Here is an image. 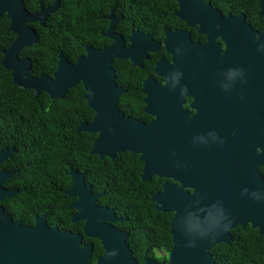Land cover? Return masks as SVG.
<instances>
[{
  "label": "water",
  "instance_id": "1",
  "mask_svg": "<svg viewBox=\"0 0 264 264\" xmlns=\"http://www.w3.org/2000/svg\"><path fill=\"white\" fill-rule=\"evenodd\" d=\"M171 1L180 10L200 9L207 14L206 9L211 8L199 0ZM59 3L54 0L52 6L30 14L23 0H0V17L6 16L15 35L8 49L2 51L1 65L10 72L17 88L33 91L35 96L45 93L52 100L62 99L69 89L81 84L93 118L90 124L83 123L76 130L96 135L89 154L109 159L124 152L135 154L142 164V182L153 177L170 181L150 198L153 210L173 214L169 264H215L210 249L220 243L228 244L230 231L237 226H250L264 235V180L256 166L264 167V30L252 31L241 23L242 17H228L218 25L207 20L206 32L219 35L224 48L220 49L209 37L210 41L195 56V80L204 83L206 104L213 103L219 109L221 101L222 105L243 108L244 112H251L247 124L222 126L215 124L214 119L203 126H173L168 109L170 97L183 95L172 90L167 65H163L162 73L155 70L162 76L163 84L151 79L143 82L146 112L155 118L144 124L125 117L117 108L124 91L115 82L111 63L129 61L131 66L141 67L154 42L150 36L133 31L129 47L122 49L121 38L113 34L118 20L114 9L107 17L108 29L102 34L112 43L102 50L86 47L85 55L75 64L59 54L52 77L32 76L30 60L18 58L24 47L38 40L29 24L45 27L46 19ZM258 9L264 19V0H258ZM165 37L167 51L169 33ZM254 111L259 118L255 122ZM13 153V148L1 150L0 165ZM13 174L0 171V202L20 193L3 188ZM69 177L71 186L64 197L78 199L74 207L79 209L76 215L85 220V233L95 237L97 234L106 243L110 229L102 221H117L113 210L95 206L102 194L93 195L82 174L70 169ZM43 219L36 218L32 228L22 227L0 206V264L79 263V254L73 249H61L57 230L46 228Z\"/></svg>",
  "mask_w": 264,
  "mask_h": 264
},
{
  "label": "trees",
  "instance_id": "2",
  "mask_svg": "<svg viewBox=\"0 0 264 264\" xmlns=\"http://www.w3.org/2000/svg\"><path fill=\"white\" fill-rule=\"evenodd\" d=\"M219 7L256 13L258 0H208ZM54 0H23L30 14L53 5ZM171 0H60L59 7L45 22L29 24L38 40L24 47L18 58L31 62V75L52 77L58 55L70 64L85 55V48L102 50L109 41L102 37L108 27L106 17L111 9L121 15L116 32L127 39L131 31H139L161 40L164 30L172 26ZM264 25V20H263ZM15 40L10 22L0 17V151L14 153L0 165V171L14 173L3 185L20 193L0 202L8 215H17L22 225H32L35 216L57 217L66 224L68 200L63 192L70 188L69 170L84 176L94 193L105 190L99 202L125 218L130 243L140 251L159 248L168 253L172 247L169 226L172 213L153 210L150 198L161 191L167 180L153 177L142 182V164L138 156L128 152L114 159L90 155L95 134L77 132L83 123L90 124L93 112L84 100L81 84L68 90L62 99L52 100L47 94L35 96L33 91L17 88L9 71L1 65L2 51ZM131 66L128 62H112L115 82L126 91L119 99L124 115L139 120L142 113V81L150 69ZM264 174V171H263ZM15 208L18 214H15ZM228 244L210 249L215 264H264V235L250 226H237L230 231Z\"/></svg>",
  "mask_w": 264,
  "mask_h": 264
},
{
  "label": "flooded vegetation",
  "instance_id": "3",
  "mask_svg": "<svg viewBox=\"0 0 264 264\" xmlns=\"http://www.w3.org/2000/svg\"><path fill=\"white\" fill-rule=\"evenodd\" d=\"M199 1L204 4L211 5V8H207L205 11L208 13L204 14V12H201L200 9L180 10L177 6V8L173 11L172 26L169 29L164 30L161 40L153 39L152 36L142 33L144 35L150 36L152 42H154L153 50L147 53V58L141 62V67H137L142 69L144 63H146L145 68L151 70V73L147 75L142 81V85L147 79H151L155 83L163 84L164 80L162 76L157 75L155 70L157 68L159 73H162L164 71L163 65H167L169 67V78H171V83L173 85L172 90L174 93L176 90H178L183 95L182 97H170L168 109L169 116L171 118L170 122L173 126H203L206 125L207 122H212L214 119L215 124L222 126L247 124L246 121L250 119L251 112H244L243 108H239L238 106L232 108L231 106H226L225 104L222 105L221 101L219 109L214 108L213 103L206 104L207 96L205 97L204 94V83L195 80L194 67L197 65L195 60L198 59L195 56L198 52L200 53L203 50V46L210 41L209 37L213 39L212 41H214L215 44L220 47V49L224 48V43L219 35H209L208 32H206L205 29L208 26L207 20L214 21L218 25L228 17V19L242 17L241 23L243 22V24L248 26V28L252 31L261 33L264 30V19L260 18L259 16V9H257L256 13L252 14L249 13L248 10L239 11L235 8L219 7L208 0ZM197 12L203 15L197 14ZM114 17L118 18V20L114 25L113 34L118 35L121 38L122 49H127L130 45L129 39L133 31H131L129 37L125 39L122 35L116 32V27L121 20V15H114ZM166 33H169L167 51L164 46ZM105 39L109 41V44L105 46L108 47L112 41L108 38ZM254 40H256V37H254ZM113 62L121 61L114 60ZM124 62H128L130 64L129 61ZM125 93L126 91H124V94H122L120 97L125 95ZM142 96L143 98L141 102L143 104V117L137 121H140L144 124H150L155 120V118L153 115L146 112V105L144 104L145 96L143 94ZM120 97L117 100V108L124 115V111L119 108ZM262 103L264 104V99L262 100ZM207 106L210 109H208ZM256 115V111H254L252 113L253 122H255L256 119H259ZM259 153L260 151L257 149L255 154L258 155ZM253 160L256 164L257 157L256 159L253 157ZM256 166L257 171L262 175L264 180V167L259 166L258 164ZM168 182L170 181L167 180L162 185ZM68 190L69 189L63 192V198L68 200L65 207V210L68 213L66 224L63 222V220H60L57 217L47 218L45 214L35 216L31 226L22 225L21 218L16 217L17 215H10L13 222H18L22 227L32 228L35 225V219L43 216L44 226L48 229L57 230L56 234L59 238L58 243H61V249H73L75 250L77 256L79 254V258L81 260H78L79 263L77 264H128V260L131 262L130 264H169V254L171 249L168 253L159 248H155L150 251L145 250L142 252L138 248H134L132 246L129 240L130 233L125 230V218L123 217L115 215V218L118 219L117 221H102L103 225H106V227L110 229V232L107 234L108 237H105L108 239L106 243H103V241L97 237V234L96 237L87 235L84 230L85 220H82L83 216L80 215V218V216L76 215L79 213V209H76L74 205L78 199L64 197V193ZM91 192L93 195L102 194V196H100L95 202L96 207L108 208L106 205L99 202V199L105 196L104 189H102L100 192L94 193L91 188ZM15 211V214H18L17 208H15ZM80 213L83 212L80 211Z\"/></svg>",
  "mask_w": 264,
  "mask_h": 264
}]
</instances>
